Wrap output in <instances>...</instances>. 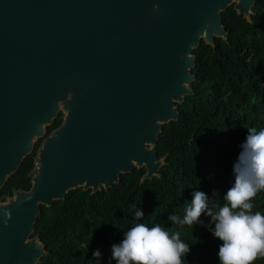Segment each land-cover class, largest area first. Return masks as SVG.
Wrapping results in <instances>:
<instances>
[{
    "label": "water",
    "instance_id": "95a60500",
    "mask_svg": "<svg viewBox=\"0 0 264 264\" xmlns=\"http://www.w3.org/2000/svg\"><path fill=\"white\" fill-rule=\"evenodd\" d=\"M253 0H0V187L45 128L28 191L0 203V264H37L39 206L143 169L159 176L160 126L191 95V54L226 39L220 13Z\"/></svg>",
    "mask_w": 264,
    "mask_h": 264
},
{
    "label": "trees",
    "instance_id": "16d2710c",
    "mask_svg": "<svg viewBox=\"0 0 264 264\" xmlns=\"http://www.w3.org/2000/svg\"><path fill=\"white\" fill-rule=\"evenodd\" d=\"M226 39L213 46L200 40L192 50L191 95L177 108L176 121L160 126L154 150L162 159L159 176L140 182L143 169L119 175L107 190L90 194L80 188L68 191L50 207L39 206L33 232L45 254L37 264H116L111 247L119 244L135 223L160 225L170 234L179 232L189 252L183 264H219L222 244L212 235L211 217L202 213L191 225L173 224L167 218H183L194 191H203L209 208L224 206L227 190L234 184L233 164L247 129H264V0H253L249 20L242 19L232 5L221 12ZM62 113L45 128L19 168L0 187V203L14 191H28L29 173L42 139L56 129ZM253 211L264 214V191L253 199ZM144 216L137 220L135 212ZM99 250L101 256L93 257ZM253 264H264L257 258Z\"/></svg>",
    "mask_w": 264,
    "mask_h": 264
},
{
    "label": "clouds",
    "instance_id": "9594fccd",
    "mask_svg": "<svg viewBox=\"0 0 264 264\" xmlns=\"http://www.w3.org/2000/svg\"><path fill=\"white\" fill-rule=\"evenodd\" d=\"M241 151L233 164L234 184L227 190L224 206L213 212L209 198L203 191L191 193L192 200L185 208L183 218L170 215L173 224L193 225L202 213L211 217L212 235L222 241L218 248L219 264H253L264 258V214L253 211V199L264 191V129H247ZM137 220L144 216L135 212ZM180 233L170 234L160 225L152 227L135 223L119 244L111 247V258L116 264H183L182 257L189 252ZM99 258L100 251L92 253Z\"/></svg>",
    "mask_w": 264,
    "mask_h": 264
},
{
    "label": "rangeland",
    "instance_id": "374dc122",
    "mask_svg": "<svg viewBox=\"0 0 264 264\" xmlns=\"http://www.w3.org/2000/svg\"><path fill=\"white\" fill-rule=\"evenodd\" d=\"M62 113V112H61Z\"/></svg>",
    "mask_w": 264,
    "mask_h": 264
}]
</instances>
